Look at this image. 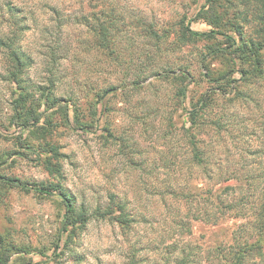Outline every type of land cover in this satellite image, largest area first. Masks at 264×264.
Segmentation results:
<instances>
[{"label": "rangeland", "instance_id": "obj_1", "mask_svg": "<svg viewBox=\"0 0 264 264\" xmlns=\"http://www.w3.org/2000/svg\"><path fill=\"white\" fill-rule=\"evenodd\" d=\"M240 2L0 0V36L13 30L8 3L19 9V17L25 16L22 22L28 29L16 43L30 57L24 79L33 92L38 95L39 87H50L55 97L71 100V126L60 106L46 114L55 128L50 137L33 129L46 126L43 122L23 131L15 112L19 90L7 78V53L0 47V176L20 180L28 188L62 185L78 210L65 229L66 208L57 193L46 196L0 182V264H173L179 255L176 245L196 247L199 261L208 246L229 241L241 219L217 225L193 221L188 208L176 209L165 186L178 182L189 190L200 182L202 193L230 185L229 201L248 195L255 201L264 195V79L245 83L235 71L228 87L225 81L206 78L208 71L217 75L226 69L225 58L208 56L209 48L225 47V42L217 28L196 19L213 6L236 16ZM112 17L120 27L112 33L118 36H110L116 45L104 49L92 29L99 30ZM238 23L245 38L264 42L257 34L261 26L254 11L248 21ZM185 27L211 34L196 41L182 39ZM202 58L209 69L202 67ZM180 71L191 77L183 98L178 91L184 83L174 80ZM139 75L143 82L134 86ZM111 87L118 90L97 102L96 94ZM209 94L213 100L199 121L204 127L202 146L215 173L212 180L189 169L184 135L191 126L189 112L198 110ZM76 104L84 128L75 122ZM46 142L57 147L59 155L47 147L48 153L39 157ZM45 159L61 175L50 171ZM227 179L232 180L221 184ZM164 196L167 206L161 201ZM112 197L127 205L132 218L128 225L117 222L120 212L107 216Z\"/></svg>", "mask_w": 264, "mask_h": 264}, {"label": "trees", "instance_id": "obj_2", "mask_svg": "<svg viewBox=\"0 0 264 264\" xmlns=\"http://www.w3.org/2000/svg\"><path fill=\"white\" fill-rule=\"evenodd\" d=\"M212 1V0H211ZM257 4L253 3V0H241L240 4L242 9L236 10V16H230L229 10L226 9L222 11L223 13L213 9L210 11L203 10L205 13H199L196 19H202L212 25L214 28H217L219 31L216 33L223 37L225 47H211L209 48L208 56L212 60H218L219 58H225L227 60L226 69L217 75L212 71L204 74L206 78H212V81L221 82L225 81L228 84V87L232 83L230 76L235 71L241 74L242 80L245 83H250L257 79H264V42L262 40H256L255 38H245L243 35V29L239 25L238 20L248 21V15L250 12L256 13V18L260 21V29L257 31L258 37H262L264 40V0H254ZM260 3V4H259ZM12 14V31L9 35L0 36V47L4 49L7 53V62H6V74L8 80L19 90V98L15 101V112L16 120L20 128L25 131L27 128H32L39 126L40 123H45L46 126H39L33 129L42 130V136L49 137L53 134L52 131H55L52 122L47 119L46 115L49 111H53L55 108L64 106L65 107V121L68 126H71L69 121V112H70V102L64 101L61 98L54 96L50 87L38 88L37 93L33 92V86L29 85L24 79L25 68L30 65V57L18 46L16 41L21 37L23 32H25L28 27L26 24H23V18L19 17L17 14V7L11 6V3H8ZM210 5V0H209ZM212 7V6H211ZM257 10V11H255ZM260 10V11H259ZM205 14V15H204ZM29 15L33 16L32 12ZM242 15L241 17H238ZM22 18V20H21ZM109 24H102L99 30L93 28L92 30L98 33L101 45L104 49L109 48V44H114V39H111L110 36H118L117 33L120 27L117 24L116 18L112 17ZM109 21V20H108ZM230 26L231 30L227 31L225 26ZM233 28V29H232ZM228 32L233 33L234 35H229ZM157 36V33H154ZM211 33H201L197 31H192L189 28L185 27L181 35L182 39H189L191 41H196L199 39L210 37ZM116 52H110V55H115ZM119 53L116 58H118ZM203 59V58H202ZM206 58L203 59V68L209 69L205 65ZM205 66V67H204ZM240 66V68L238 67ZM144 72V71H142ZM141 72V74H142ZM179 77V78H178ZM177 83H184V86L178 91V96L183 98L186 95L185 83L191 78L186 71H180L177 75L174 76ZM251 80V81H250ZM236 80H234L235 82ZM141 80V76L137 77V80L134 81V86H137ZM118 90L117 87H111L110 89H104L103 92L96 94L98 99L97 102H102L105 100L106 96L109 94H114ZM240 91H238L239 94ZM237 93L235 97L237 98ZM213 100L211 94L205 95L200 104L201 107L197 110L189 112L191 116V126L184 129V135L187 138L186 142L188 143V149L190 153V170H198L203 174L208 176L209 180L214 178L215 173L211 171L208 163V157L206 156V149L202 146L203 143V123L199 121L200 112L208 107V104ZM44 108V109H43ZM79 106L73 105V113L75 114V122L78 127L84 128L81 120L79 119V114L81 113ZM40 109H43L41 112ZM96 112V111H94ZM60 123L56 126H59ZM49 128H46L48 127ZM52 130V131H51ZM46 134V135H45ZM47 147L50 148V151L56 155L57 147L51 145L50 143H45V150L42 153H39V157L42 154H47ZM29 148V147H28ZM45 164L50 171L58 173L61 175L59 168L52 163L51 160L45 159ZM219 170V168H218ZM220 172V171H219ZM219 172L217 176H219ZM233 172V170L231 171ZM223 174V173H222ZM232 179H227L222 181L221 184L228 183ZM0 182L9 184L11 186L21 188L23 190H33L39 194L52 196L57 193L66 208L65 214V229L70 225V217H74L78 212L75 201L71 196L63 189L62 185L50 184V185H33V188H28L27 183H23L17 179L6 178L0 176ZM202 183L204 181H201ZM200 182L195 184L194 188L185 190L182 188L181 183H168L165 186L166 195L170 197L177 204L176 209L181 210L185 208L189 210V218L192 216L193 221H205L208 224L217 225L220 221L231 220L232 219H241L242 223L236 226L231 233L229 241L221 242L214 246H208L205 250V259L206 261L199 260L195 261L198 258L195 248L191 245L179 246L176 245L178 251V256L174 259L173 264H264V195H262L258 200L250 201L251 195L246 196L242 200H228L229 190L232 187L224 186V189L220 192L213 189L209 191L202 192V187H199ZM197 190L195 191V189ZM229 193V194H228ZM225 196V197H224ZM166 196L162 198V202L167 206L168 203L165 199ZM251 206L249 207L248 205ZM111 206L114 207L110 212ZM178 210V211H179ZM107 211V216L113 215L115 212H120L118 217H116L117 222L121 225H128L132 218L127 213V205L122 201L115 200L114 197L111 199ZM82 213H85V210H82ZM105 217V215H103ZM183 223V221H180ZM179 225V224H178ZM181 227L187 228L185 224H181ZM188 232L191 234V229L188 227ZM204 258V257H203Z\"/></svg>", "mask_w": 264, "mask_h": 264}]
</instances>
